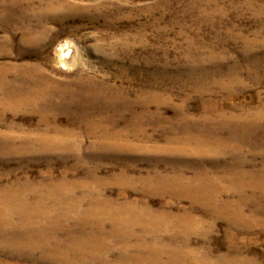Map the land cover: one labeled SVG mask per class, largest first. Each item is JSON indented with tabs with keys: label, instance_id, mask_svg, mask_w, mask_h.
I'll return each instance as SVG.
<instances>
[{
	"label": "rangeland",
	"instance_id": "1",
	"mask_svg": "<svg viewBox=\"0 0 264 264\" xmlns=\"http://www.w3.org/2000/svg\"><path fill=\"white\" fill-rule=\"evenodd\" d=\"M31 79L44 91L37 101L15 92ZM0 101V188L18 187L31 203L71 181L58 197L168 211L186 221L161 237L264 264L259 190L245 192L252 226L219 208L238 199L225 193L231 174L264 164V0H0ZM201 175L216 179L217 200L184 193ZM66 203L51 211L59 222L49 249L53 234L63 239L77 224L74 213L60 219ZM44 249L0 247V264H77L74 249Z\"/></svg>",
	"mask_w": 264,
	"mask_h": 264
},
{
	"label": "bare ground",
	"instance_id": "2",
	"mask_svg": "<svg viewBox=\"0 0 264 264\" xmlns=\"http://www.w3.org/2000/svg\"><path fill=\"white\" fill-rule=\"evenodd\" d=\"M31 83V87L17 88L15 92L23 99L37 101L42 97L44 91L42 92V87L39 88L37 82L35 83L32 79ZM237 116H233L231 120L242 121L244 119V117ZM248 117L255 118L253 115ZM205 144L204 141L199 143L200 146ZM259 146L264 152V140L260 142ZM261 166L257 172L237 169L235 174H231L228 178L230 183L225 193L235 194L238 199L234 210L229 208L232 204L228 200H220L219 208L227 210L228 212L222 211V213L234 223L252 226L256 222L254 215L257 210L252 212V217L245 214L243 205L246 202V197L251 196L245 193L248 188L259 190L260 196L264 198V164ZM183 179L182 176L176 177L177 185L182 188ZM70 182L67 180L52 182L47 191L38 193L37 200L31 203L27 201L25 191L18 187L4 186L0 188V247L11 249L42 246L45 247L44 250H47L44 255L49 257L55 248L64 246L66 249L75 250L74 259L77 264H83L86 255H89L91 260L98 264H254L252 259L237 255L217 258L204 257L199 250L189 249L175 238L161 237L162 231L171 229L177 232L180 230L178 227L186 221L168 211L156 212L144 205L138 209L135 205H130L133 204L130 202L110 204V201L103 197H91L92 206L82 208L86 197H58V193L72 190L73 186ZM184 189V193L192 195L196 200H217L221 196V189L216 185V179L212 177L206 179L204 175L192 178ZM48 198L52 199L50 206L45 204ZM62 198L67 203L63 206L64 212L60 219L68 221L74 213L77 224L69 229L63 239H59L53 234L51 236V241L54 244L53 249H49L47 243L50 242V239L47 232L55 229L59 222L53 220L51 211L61 207L60 200ZM102 216L110 218L113 223L112 228L108 231L104 227L105 221L103 222ZM136 224L142 226L141 232L138 234L134 231ZM187 226L185 225L184 228ZM145 236H150V239L146 240ZM115 245L119 247V254L115 261H111L109 256H111Z\"/></svg>",
	"mask_w": 264,
	"mask_h": 264
}]
</instances>
